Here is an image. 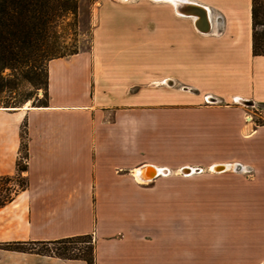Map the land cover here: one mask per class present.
I'll use <instances>...</instances> for the list:
<instances>
[{
  "label": "crops",
  "instance_id": "1",
  "mask_svg": "<svg viewBox=\"0 0 264 264\" xmlns=\"http://www.w3.org/2000/svg\"><path fill=\"white\" fill-rule=\"evenodd\" d=\"M91 21L49 62L48 106L0 107V180L24 179L0 204V264H87L3 248L83 235L95 264H264L252 0H96Z\"/></svg>",
  "mask_w": 264,
  "mask_h": 264
},
{
  "label": "trees",
  "instance_id": "2",
  "mask_svg": "<svg viewBox=\"0 0 264 264\" xmlns=\"http://www.w3.org/2000/svg\"><path fill=\"white\" fill-rule=\"evenodd\" d=\"M78 10L79 0H0V98L4 93L12 95L14 89L17 90V86L4 75L5 70L16 71L26 65L30 66L28 77L32 85L45 92L37 106H48L49 62L78 53L77 48L66 44L62 31L64 21L69 18L73 22L68 26L75 27ZM252 21L253 53L264 56V0H252ZM28 100L13 96L4 107L15 108ZM21 170L25 171L26 166ZM80 243L87 246L75 247ZM38 246L43 248L37 249ZM3 248L95 264V245L91 235L52 242H13Z\"/></svg>",
  "mask_w": 264,
  "mask_h": 264
},
{
  "label": "rangeland",
  "instance_id": "3",
  "mask_svg": "<svg viewBox=\"0 0 264 264\" xmlns=\"http://www.w3.org/2000/svg\"><path fill=\"white\" fill-rule=\"evenodd\" d=\"M96 5V0H79V10L76 25L74 28L69 27L68 24L73 22L71 18L64 21L62 25V31L65 32L64 36L66 39V44L72 48H77L78 50L83 47V45L88 46L91 43L92 39V9ZM191 18V23H192ZM29 67L23 66L20 69L18 68L16 71H12L10 69L5 70L4 75L8 77L10 82L14 83L17 86V90L14 89V94L4 93L0 98V106L4 107L7 105L8 100H10L13 96L17 97L19 100L22 98H26L29 100L27 102H22L17 105L16 108H23L26 106H37L40 104V101L44 98V90L36 89L35 86L32 85L29 75ZM12 96V97H11ZM11 97V98H10ZM12 102V101H11ZM14 108V107H13ZM264 107L260 108V113L253 114L254 120L258 123H264ZM26 140L23 138L22 150L19 154V165L18 168L21 170L25 168L26 163H24L21 158H26ZM24 179L21 175H16L13 179H3L0 180V204L1 202L10 201L13 195L19 192L16 190L17 186L21 187ZM86 244H77L75 247H85ZM55 247V246H54ZM37 249H42V246L36 247ZM53 248V247H52Z\"/></svg>",
  "mask_w": 264,
  "mask_h": 264
},
{
  "label": "water",
  "instance_id": "4",
  "mask_svg": "<svg viewBox=\"0 0 264 264\" xmlns=\"http://www.w3.org/2000/svg\"><path fill=\"white\" fill-rule=\"evenodd\" d=\"M184 13L188 16H191L195 19V26L202 33H210L212 30V18L210 9L207 11L206 9L200 8L198 6H192L189 3H186L184 6ZM193 15H197L198 17H193ZM206 26V28L204 27Z\"/></svg>",
  "mask_w": 264,
  "mask_h": 264
},
{
  "label": "built area",
  "instance_id": "5",
  "mask_svg": "<svg viewBox=\"0 0 264 264\" xmlns=\"http://www.w3.org/2000/svg\"><path fill=\"white\" fill-rule=\"evenodd\" d=\"M20 160H22L24 163H27V159L26 158H23V159L21 158ZM244 171H245L246 174H249L251 172L248 169H245Z\"/></svg>",
  "mask_w": 264,
  "mask_h": 264
},
{
  "label": "bare ground",
  "instance_id": "6",
  "mask_svg": "<svg viewBox=\"0 0 264 264\" xmlns=\"http://www.w3.org/2000/svg\"><path fill=\"white\" fill-rule=\"evenodd\" d=\"M174 3V2H173ZM191 5L192 6H198V7H200L199 5H196V4H193V3H191ZM202 8H204V9H206L205 7H202ZM207 11H209L208 9H206ZM195 16H197V15H195ZM205 28H206V26H204Z\"/></svg>",
  "mask_w": 264,
  "mask_h": 264
}]
</instances>
